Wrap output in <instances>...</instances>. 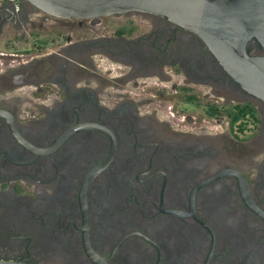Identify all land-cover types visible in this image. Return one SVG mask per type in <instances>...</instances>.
<instances>
[{
  "label": "flooded vegetation",
  "instance_id": "obj_1",
  "mask_svg": "<svg viewBox=\"0 0 264 264\" xmlns=\"http://www.w3.org/2000/svg\"><path fill=\"white\" fill-rule=\"evenodd\" d=\"M208 1L264 26V0ZM212 46L153 13L0 3V260L264 264V101Z\"/></svg>",
  "mask_w": 264,
  "mask_h": 264
},
{
  "label": "water",
  "instance_id": "obj_2",
  "mask_svg": "<svg viewBox=\"0 0 264 264\" xmlns=\"http://www.w3.org/2000/svg\"><path fill=\"white\" fill-rule=\"evenodd\" d=\"M23 1L46 15L59 18H84L125 11L148 12L165 17L203 36L213 45L214 55L241 88L264 101V56L247 55L244 49L245 41L251 36L264 42V26L258 22V7H255L254 13L247 15V19L233 20L228 18V14L222 15V2L216 4L208 0ZM252 1L247 0L248 3ZM0 264L26 263L0 260Z\"/></svg>",
  "mask_w": 264,
  "mask_h": 264
},
{
  "label": "built area",
  "instance_id": "obj_3",
  "mask_svg": "<svg viewBox=\"0 0 264 264\" xmlns=\"http://www.w3.org/2000/svg\"><path fill=\"white\" fill-rule=\"evenodd\" d=\"M9 3L14 6L16 9L19 7V0H0V3Z\"/></svg>",
  "mask_w": 264,
  "mask_h": 264
},
{
  "label": "rangeland",
  "instance_id": "obj_4",
  "mask_svg": "<svg viewBox=\"0 0 264 264\" xmlns=\"http://www.w3.org/2000/svg\"><path fill=\"white\" fill-rule=\"evenodd\" d=\"M164 91H165L164 93H165L166 96H169V97L172 96V91L169 90V88L165 89ZM171 103H172V102H171ZM172 104H173V103H172ZM179 107L182 108L183 106H182V105H179V106L177 105V106L174 107V109H175V108L177 109V108H179Z\"/></svg>",
  "mask_w": 264,
  "mask_h": 264
},
{
  "label": "trees",
  "instance_id": "obj_5",
  "mask_svg": "<svg viewBox=\"0 0 264 264\" xmlns=\"http://www.w3.org/2000/svg\"><path fill=\"white\" fill-rule=\"evenodd\" d=\"M251 111H252V109H250L249 107H247V110H246V112H247V113H250V114H252V112H251Z\"/></svg>",
  "mask_w": 264,
  "mask_h": 264
}]
</instances>
